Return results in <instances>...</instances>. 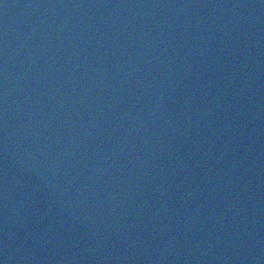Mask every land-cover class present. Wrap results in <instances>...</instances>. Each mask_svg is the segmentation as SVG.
Instances as JSON below:
<instances>
[{"label": "snow or ice", "instance_id": "obj_1", "mask_svg": "<svg viewBox=\"0 0 264 264\" xmlns=\"http://www.w3.org/2000/svg\"><path fill=\"white\" fill-rule=\"evenodd\" d=\"M0 264H2V262H0Z\"/></svg>", "mask_w": 264, "mask_h": 264}]
</instances>
